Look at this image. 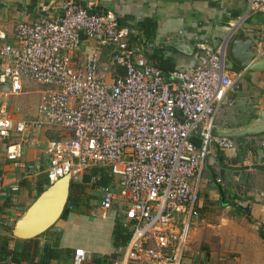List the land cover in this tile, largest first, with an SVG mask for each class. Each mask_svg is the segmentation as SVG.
<instances>
[{"label": "built area", "instance_id": "2783aa9c", "mask_svg": "<svg viewBox=\"0 0 264 264\" xmlns=\"http://www.w3.org/2000/svg\"><path fill=\"white\" fill-rule=\"evenodd\" d=\"M57 1L63 9L57 18L18 23L11 38L0 29L1 96L20 97L28 83L43 88L33 121H14L2 103L6 159L33 177L39 168L25 167L23 144L34 130L51 131L50 184L91 168L107 170L117 181V191L101 187L100 203L103 216L116 199L125 205L130 238L113 264H186L211 147L235 148L233 140L214 134L216 115L242 77L226 67L227 42L214 47L200 41L193 68L164 71L131 46L133 31L113 12L97 11L100 0ZM247 2L233 32L250 15H264V0ZM88 40L112 49L108 64L101 63L99 49L77 61ZM85 258L76 250L72 264Z\"/></svg>", "mask_w": 264, "mask_h": 264}, {"label": "crops", "instance_id": "0c3cea01", "mask_svg": "<svg viewBox=\"0 0 264 264\" xmlns=\"http://www.w3.org/2000/svg\"><path fill=\"white\" fill-rule=\"evenodd\" d=\"M75 1L85 5L84 0ZM247 7V0H100L97 11L113 12L121 26L133 31L131 46L139 48L151 64L166 70L193 68L200 41L214 47L227 42L226 67L229 72H241L242 77L228 91L215 118L216 128L226 131L264 126L261 116L264 113V15H250L233 32V26L246 14ZM62 13L57 0H0V29L11 38L18 23L50 20ZM238 39V46L249 42L248 49L255 55L253 65L260 70H242L229 61V48ZM96 49L101 52V63L108 64L112 49L99 48L90 40L85 42L77 61ZM53 137L51 131L34 130L30 140L23 144V164L26 168H39L33 177L26 176L27 169L7 161L6 143L0 142V199H11V207L0 215L1 236L11 237L16 221L35 201L33 184L46 176L50 160L46 142ZM230 139L234 149L221 150L213 145L206 159L199 191V216L190 235L187 258L190 253L191 256L186 264L204 260L192 252L202 245L205 227L213 228L207 220L226 210L231 214L227 221L230 228H237L235 237L233 232L228 234L231 239L234 237L236 255L234 261L223 255L227 264H264V132ZM102 175L109 180L106 186L117 191L116 179L104 169L91 168L72 179L67 217L61 218L53 231L60 235L59 247L69 255L51 264H72L76 250L86 253L82 264H113L122 258L130 238V230L123 227L125 205L116 199L103 216L100 206L103 186L98 184ZM14 186L18 187L16 192L11 190ZM224 203L228 206L224 207ZM209 240L205 239L204 243L210 245ZM45 243L46 239L40 240L41 247ZM204 249L208 264H218L223 258Z\"/></svg>", "mask_w": 264, "mask_h": 264}, {"label": "water", "instance_id": "95a60500", "mask_svg": "<svg viewBox=\"0 0 264 264\" xmlns=\"http://www.w3.org/2000/svg\"><path fill=\"white\" fill-rule=\"evenodd\" d=\"M237 42H239V39L229 48V61L242 70H260V68L253 65L255 55L248 49L249 42H245L242 46L236 45ZM261 116L264 120V113ZM262 132H264V126L226 131H219L214 126V134L222 138H233L246 134L256 135ZM71 185L72 176L70 175L51 184L16 221L12 236L18 240H31L54 227L63 217L68 206Z\"/></svg>", "mask_w": 264, "mask_h": 264}, {"label": "rangeland", "instance_id": "374dc122", "mask_svg": "<svg viewBox=\"0 0 264 264\" xmlns=\"http://www.w3.org/2000/svg\"><path fill=\"white\" fill-rule=\"evenodd\" d=\"M27 87L25 89L26 91H24V93L20 97H14L10 99L2 97L1 92H0V107L3 102L6 103L7 114L14 121H17V120L33 121L36 116L37 107L41 100V94L39 93V91L40 90L42 91L43 88L34 83H28ZM66 210H68V208ZM66 210L62 218H64V216L67 217V215H65ZM222 215H225L224 219H222L221 217ZM219 216L220 218H217ZM230 217H231V214L228 213L227 210L225 212L219 211V213L216 214L215 217H210V218L208 217L209 220L207 221L208 223L212 225L213 228L209 229L208 227H205L206 234H204V239L201 243L202 245L196 249L198 251L193 250L192 252L194 253L193 255H195L197 258L199 257L201 259L206 260L205 253H203V251L206 250L204 248H208L210 252L213 254V256L219 257V258L223 257L220 260H218V264H227L226 257L229 258L228 260L234 261V257L236 253L233 250H235L234 248L236 247V244L234 243L233 240H234V237L236 236L235 234H236L237 228L236 227L230 228L231 226L227 222L229 219H231ZM222 220H224V224L220 226ZM194 223L190 230V235H192L194 231L193 230L195 227ZM207 232L210 233V237L208 236ZM232 232L234 236L233 239H231L228 236V234ZM205 239L206 240L210 239L209 241L211 242V244L209 245V244L204 243ZM223 255H226V257H224ZM190 256H191V253L189 254L188 258H190Z\"/></svg>", "mask_w": 264, "mask_h": 264}, {"label": "trees", "instance_id": "16d2710c", "mask_svg": "<svg viewBox=\"0 0 264 264\" xmlns=\"http://www.w3.org/2000/svg\"><path fill=\"white\" fill-rule=\"evenodd\" d=\"M164 71L166 70L160 67ZM116 72L120 75L124 74V69L118 67L115 68ZM54 139V137L52 138ZM109 180L106 176L102 175L100 186H106ZM50 182L46 176H42L37 179V182L33 184L35 190V200L44 192L49 186ZM11 199H0V215L4 214V210L11 207ZM224 207L228 204H223ZM67 209V208H66ZM55 227L42 234L41 236L31 240H18L15 239L12 234L10 238L0 235V264H51L52 261L63 259L69 255L67 250L59 247L60 235L53 232ZM46 239V243L43 247L40 246V240Z\"/></svg>", "mask_w": 264, "mask_h": 264}]
</instances>
